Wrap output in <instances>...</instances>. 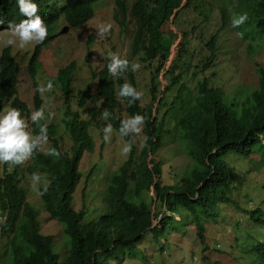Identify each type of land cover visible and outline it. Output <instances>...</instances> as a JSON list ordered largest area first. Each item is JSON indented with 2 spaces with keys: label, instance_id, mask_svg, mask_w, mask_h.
I'll use <instances>...</instances> for the list:
<instances>
[{
  "label": "trees",
  "instance_id": "trees-1",
  "mask_svg": "<svg viewBox=\"0 0 264 264\" xmlns=\"http://www.w3.org/2000/svg\"><path fill=\"white\" fill-rule=\"evenodd\" d=\"M177 1L131 0L127 4L125 0H114L112 19L118 26H124L127 20H131L133 24L130 55H137L147 65L154 62L149 68L148 102L140 103L137 100L129 105L127 99L119 98V87L124 82H130L136 87L134 72L129 68L121 76L113 77L108 73L107 59H104L100 68L90 70L89 85L78 88L75 92L76 105H85L88 108L87 117L82 119L76 115L77 110L67 102L71 97V74L75 61L70 59L51 76L53 84L66 103L60 121L71 140L69 151L62 148L56 124L49 120L48 148H56L61 155L56 158L37 152L27 161L25 169L30 174L36 172L44 176L49 184L47 193L38 196L48 216L60 224L59 232L61 228L67 237L68 247L62 264H111L110 259L122 261L124 250L134 247L145 231L148 230L155 236L161 230L177 229L173 224L165 228L168 220H176L172 216L173 212H178L180 219L188 218L194 224L195 234L203 245L201 248L205 250L203 218L214 221L219 202L237 206L227 195L232 171L222 156L229 150L248 156L255 148L264 145V67L255 63L257 84L243 97L234 95L225 98L221 89L211 84L205 75L196 81L193 97L189 91L183 94L185 84L180 79L182 70L175 71L174 68L188 42V34L185 29H179L181 39L176 48L177 53L165 68L168 81L163 88L157 90L156 73L164 67L170 46L177 37L171 29L163 31L162 27L171 7ZM33 2L38 5L37 14L48 25L49 36L43 43L32 48L27 63V70L31 74L37 67L40 47L53 37L57 18L62 17L70 27L80 26L93 16L97 0H63L60 6L51 0ZM244 12L248 14V21L235 28V31L243 32L244 39L249 37L264 42V0H234L232 16ZM23 18L26 17L19 13L17 0H0V29L8 28L10 22L18 23ZM225 18V10L220 9L219 28L225 23ZM216 33L217 29L205 42L210 51L204 57L201 74L215 57ZM87 39H92V35L89 34ZM88 45L89 41L87 47ZM17 71L18 65L11 56L9 47H2L0 106L7 94L16 91ZM90 82L94 84V91L90 89ZM175 84V93L167 100L164 92ZM155 101L157 105H154ZM41 102L36 89L32 96L33 110L41 108ZM9 106L20 109L25 119L31 114L29 106L16 95L10 99ZM161 107L165 108L158 114ZM105 109L111 113L107 121L101 119ZM121 111L127 117L137 113L146 117L142 144L137 149L134 143L131 153L106 176L103 211L95 218L83 219L85 202L78 207L74 200L72 205V192L81 176L77 165L82 151L91 150L93 147L88 124L99 123L102 126L104 123H111L113 129L119 133L120 121L123 119ZM171 119H174V125L167 127L166 124ZM29 124L31 130L38 132L36 125L31 122ZM176 128L182 141L179 149L190 158L196 169L180 174L174 182L161 183L158 180L161 159L148 158V155L156 154L157 149L164 143L163 135L170 134ZM127 139L129 137L123 138L124 141ZM3 167L0 174V238H5L6 261L0 264H60L57 262V253L52 248L53 234L39 231L36 210L26 200L25 189L19 185L18 169L14 167L5 170V165ZM87 180V175L82 177L78 190L84 187L83 195H86ZM42 186L43 184L39 187L42 189ZM150 186L153 195L164 206L163 210L151 211L153 198L151 195L144 198V193ZM242 210L254 221H263L259 208ZM160 211V217L156 223H152L153 217ZM54 243L62 254L63 241ZM253 249L257 258L264 262V243L257 241ZM208 264L220 263L213 261Z\"/></svg>",
  "mask_w": 264,
  "mask_h": 264
},
{
  "label": "rangeland",
  "instance_id": "rangeland-1",
  "mask_svg": "<svg viewBox=\"0 0 264 264\" xmlns=\"http://www.w3.org/2000/svg\"><path fill=\"white\" fill-rule=\"evenodd\" d=\"M51 1H54L57 6L63 3V0ZM125 1L129 4L131 0ZM224 2L228 1L224 0ZM114 3V0H98L95 3L94 14L91 18L78 27L71 28L68 31L66 29L64 32L59 33L47 42L40 51L39 61L41 65L38 67L34 77L37 88L48 81H52L51 75L59 66L66 64L70 59L75 61V68L71 74V97L67 99V102L72 108L77 110L80 117H86V107H78L76 105L75 92L78 88L89 85L91 80L90 70L98 69L102 66L108 51L120 54L123 58H127L130 63L139 62L141 64V68L134 72L136 79L135 88L143 93L139 99L140 103L149 101V68L154 62L147 65L137 55H130L129 45L133 24L131 20H127L124 26L117 25L111 17ZM204 5L206 11L203 15L182 11L178 21L182 20L177 27H174L175 23L172 22H167L162 27L163 31L170 28L176 33L178 30L175 28H183L187 31L189 37L188 43L182 49V54L176 61L174 68L175 71L182 70L180 79L185 84L183 94L189 91L191 97H193L196 81L202 75H205L211 84L221 89L225 98H231L234 95L243 97L257 84L255 63L264 67V42L260 39L249 37L244 39L242 36L237 35L238 32L231 26V19L227 17L225 23L216 33L215 57L201 74L200 68L203 65L204 57L210 51L205 42L212 31L220 25L218 7H223L226 12L228 11V7L223 5L221 0H205ZM59 19L57 20V26L61 24ZM102 22L112 25L111 31L105 37H100L96 32L97 26ZM61 27L62 25L57 29ZM89 34L92 35V39L88 40ZM6 36L7 29L1 28L0 41ZM178 40L179 36L170 47L171 52L164 63L165 66L170 64L172 57L177 53L176 43ZM87 41H89L88 47ZM247 44H250V46ZM2 46L3 44L0 43V49ZM32 48L33 45H28L26 49L17 51L15 47H11V54L18 62V65H20L17 80L18 96L29 105L30 109H32L34 85H32V79L27 73L25 63ZM168 77L163 69L158 70L156 73L157 90L163 88L168 81ZM176 87L177 84L164 92L167 100L175 93ZM94 88L93 82H90L91 91H94ZM39 95L42 99L41 106L46 109L45 115L48 116L49 112L52 113L50 121L56 124L62 148L69 151L71 140L68 138L60 121L61 112L66 104L63 102L64 97L59 94L55 84H53V89L50 92L39 93ZM9 97L3 99L2 106L5 104L9 106ZM87 104H90V102L87 101ZM154 105H157L156 101ZM164 108L161 107L158 114ZM120 115L123 119L127 118L124 111H121ZM173 120L171 119L166 126L171 127ZM106 124L108 123H104L101 126L99 123L97 125L92 123L88 127V131L92 136L93 147L91 150L82 151L77 165L81 176L72 192V205L74 200L78 207L85 202L83 219L95 218L103 211V189L106 176L125 158V156L121 155L124 140L114 129L111 141L108 143L103 142L102 129ZM135 140L138 149L143 141L142 132L135 137ZM163 142L162 146L157 149L156 154L148 155V158L158 157L161 159V170L158 176V180L161 183L174 182L178 180L180 174L196 169L191 164L190 158L179 149L182 147V141L178 136L177 128L170 134H164ZM47 148L48 144L45 145V150ZM222 158L232 171V179L227 195L237 206L219 202L217 203L218 213L215 220L211 221L209 220L210 218H203L205 250L201 248L203 245L199 243L195 234L194 224L188 218L183 219L181 217L183 219L182 222L179 213L173 212L172 216L176 220H168L165 228H168L169 224H173L177 229L161 230L155 236L147 230L142 234L140 240L135 243L134 247L124 250L122 261L110 259L109 263L208 264L209 262L217 261L220 264H264L257 258L253 249V245L257 241L264 243V145L255 148V151L248 156H242L229 150ZM26 163L15 166L18 169L19 185L25 189L26 200L36 210L39 231L53 234L52 248L57 253V262L62 264L68 247L67 237L62 233L61 228L59 232L60 224L48 216L37 192L32 189L30 179L32 174L26 171ZM10 167L6 165L5 170H9ZM2 172L3 165H0V174ZM85 175L88 176V180L85 189L86 195H83L84 187L80 191L78 190L82 184V177ZM41 177L40 185L46 180L44 176L41 175ZM155 179L157 180V176ZM150 195L153 198L150 205L151 211L154 209L163 210L164 206L153 195L152 186L144 193V198L150 197ZM94 207L97 208L94 209ZM256 207L262 212V222L254 221L242 210ZM160 214L161 211L153 217L152 223H156ZM55 241H63L64 249L62 254L55 247ZM4 249L5 238L1 237L0 262L6 261Z\"/></svg>",
  "mask_w": 264,
  "mask_h": 264
},
{
  "label": "clouds",
  "instance_id": "clouds-1",
  "mask_svg": "<svg viewBox=\"0 0 264 264\" xmlns=\"http://www.w3.org/2000/svg\"><path fill=\"white\" fill-rule=\"evenodd\" d=\"M227 1L228 2H224V0H221L223 5L228 7V11L226 12V10L223 7H218L219 16H220V9H224L226 13V18L229 17L231 19V26L234 29L239 28L248 21V14L244 12L240 14H234L232 16L231 13L233 11L234 0H227ZM204 3L205 0H178L176 5L171 7V12L168 14L167 20L163 23V25L167 22H172L175 23L174 27H177L179 25V22L182 20L181 19L180 21H178V18L181 17L180 15L182 11L193 12L194 14H198V13L204 14V12L206 11V7ZM17 4L19 8V13L21 14V16L26 18L21 19L18 23L10 22L9 27L6 28L7 36L2 41H0V43L3 44L2 47H9L10 54L12 53L11 47H15L17 51H22L26 49L28 45H33L34 48V45H39L43 43L49 36L48 25H46L44 20L41 18V16L37 14L39 11L38 5L34 3L33 0H17ZM200 10L202 11L200 12ZM59 17L57 18V20L59 19ZM57 20L55 21V29L54 32L52 33L53 35L52 39L55 36H57L59 33L64 32L66 29L68 31L71 28L78 27V26L75 27L68 26V24H66L64 19L60 17L59 20L61 21L60 25H62V27L60 29H57L60 26V25L57 26ZM0 23H2V21H0ZM220 24H221V20H220ZM111 27H112L111 24L102 22L97 26L96 32L100 37H105L111 31ZM219 27L220 25L217 28V32L220 29ZM63 28H65V30H62ZM175 29L178 30L177 33L175 32L177 34V37L179 36V40L176 43V48H177V45L179 44V41L181 39V34L179 32V29H183V28H175ZM211 35L212 34H210L209 37ZM237 35L243 36V32H238ZM177 37L175 38L174 43L176 42ZM215 42L216 39L214 41V46H215ZM45 44L40 47V50L37 55V67L36 69L34 68L33 74H31L27 70V63L29 62V57L31 53L29 54L27 61L25 63L27 73L29 77L32 79V85H34V92L37 89V91L41 94L50 92L53 89L52 81H48L46 84H42L37 88V85L34 80L36 71L38 67L41 65L39 61L40 51L41 48L45 46ZM106 59H107L108 73L113 77L121 76L123 73L128 71L129 68L133 72H136L141 68V64L139 62L130 63V61L127 58H123L120 54L112 51L107 52ZM19 66L20 65H18V71L15 82L16 91L15 93H11L9 95L7 94L4 97L6 98L10 96L8 98V102L10 101V99H12L14 95L18 96L17 80L20 71ZM166 67L167 66L164 65V67L161 69L165 71ZM54 74L55 72L51 76H53ZM142 95L143 93L137 90L130 82H124L119 87L118 97L121 99H127L129 105L139 100L142 97ZM18 98L20 97L18 96ZM2 101L0 106V165H5V166L9 165L11 166L9 170H11L12 167L25 164L27 161L32 159L34 154L37 152H43V154L46 156H51L56 158H58L61 155V153L56 148H47L45 150V145L48 144V122L52 116L51 112H49L48 116H46L45 108L41 106V108L33 110V105H32L31 114L29 120H27L22 116L20 109L12 106H7V104L2 106ZM82 107H86V117H87L88 108L85 105ZM76 115H78V113ZM110 116H111L110 111L105 109L101 114V119L107 121ZM78 117L80 116L78 115ZM86 117H80V118L85 119ZM29 122L37 126L38 132H34L33 130H30ZM145 123H146V117L139 113L131 115L120 121V126L118 129L120 137L122 139L125 137H129V139L124 141L121 148V155L125 156V158L131 153L132 146L136 142L135 137L142 132ZM90 125L91 123L88 124V127ZM102 131H103V142L105 143L110 142L113 135L112 124L111 123L106 124L103 127ZM146 140L147 137H145V141ZM30 179H31V187L34 191L37 192L38 195L43 196L44 194L47 193L49 184L45 180L42 189L39 187L42 180V177L39 173L36 172L32 173Z\"/></svg>",
  "mask_w": 264,
  "mask_h": 264
},
{
  "label": "water",
  "instance_id": "water-1",
  "mask_svg": "<svg viewBox=\"0 0 264 264\" xmlns=\"http://www.w3.org/2000/svg\"><path fill=\"white\" fill-rule=\"evenodd\" d=\"M62 30H65V28H63Z\"/></svg>",
  "mask_w": 264,
  "mask_h": 264
}]
</instances>
